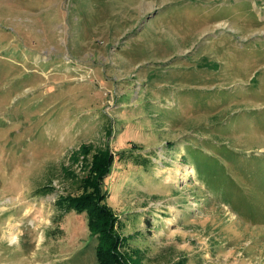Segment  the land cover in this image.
<instances>
[{"label": "rangeland", "instance_id": "rangeland-1", "mask_svg": "<svg viewBox=\"0 0 264 264\" xmlns=\"http://www.w3.org/2000/svg\"><path fill=\"white\" fill-rule=\"evenodd\" d=\"M93 193L124 264H264V0H0V264H98Z\"/></svg>", "mask_w": 264, "mask_h": 264}, {"label": "trees", "instance_id": "trees-1", "mask_svg": "<svg viewBox=\"0 0 264 264\" xmlns=\"http://www.w3.org/2000/svg\"><path fill=\"white\" fill-rule=\"evenodd\" d=\"M135 161H137V159ZM140 161H142L139 162L142 163L140 164L142 165V167L145 166L148 162L147 158L141 159ZM68 175H70V177L74 179L73 184L75 185L74 191L72 193L81 190L84 186V180L75 176L74 173H69V171ZM100 203L101 201H98L93 193L90 197L87 195L71 199L68 196H66L65 198L59 196L55 205L60 208L64 206L63 208L65 212L71 211L78 215L86 214V216L88 217V230L94 240L97 242L96 257L98 260V264H124L121 260L122 258L120 254L116 251V249H118V246H122V244L123 246L130 248L132 240H121L120 244H118L117 238H114V236L112 235L111 213L103 206H101ZM115 243H117V246L115 245ZM186 261L187 258H182L176 262H171L169 264H186ZM129 264L131 263L129 262ZM133 264L142 263L139 262L137 258H133Z\"/></svg>", "mask_w": 264, "mask_h": 264}, {"label": "bare ground", "instance_id": "bare-ground-1", "mask_svg": "<svg viewBox=\"0 0 264 264\" xmlns=\"http://www.w3.org/2000/svg\"><path fill=\"white\" fill-rule=\"evenodd\" d=\"M16 239H17V237L16 236H11L10 237V241L13 243V242H15L16 241Z\"/></svg>", "mask_w": 264, "mask_h": 264}]
</instances>
